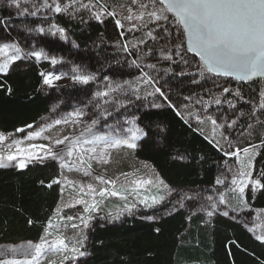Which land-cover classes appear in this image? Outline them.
I'll return each instance as SVG.
<instances>
[{
    "label": "snow or ice",
    "instance_id": "obj_1",
    "mask_svg": "<svg viewBox=\"0 0 264 264\" xmlns=\"http://www.w3.org/2000/svg\"><path fill=\"white\" fill-rule=\"evenodd\" d=\"M9 7L18 10V14L36 16L41 9H48L54 14H66L69 18H75V15L81 9L86 10L93 19L99 23H103L104 19L112 18L119 35L123 39L125 31L128 33L140 32L145 38L134 37L136 43L122 44L121 50L127 51L128 48L135 49L137 59L132 64L142 73L140 77L144 83H155L156 77L144 72L141 64L137 61L152 54V48H148L146 52L140 51L137 45L147 47L148 39L157 41L158 38L167 39L171 43L172 51L163 56V59L173 60V56L179 57V63L190 65V60L186 57V53L191 52L200 59L197 62L196 73L201 77L207 73H214L217 76L233 77L237 81L247 82L254 77L264 76V0H42L36 3L32 0V11L27 7L22 8L20 0H9ZM7 24L6 19H0V26ZM28 31H37L44 33L45 31L56 35H60L61 39H67L65 29L56 24H52L47 30L43 27L28 29ZM12 48L14 54L7 56V50ZM0 52L5 53L6 59L0 62V74H7L11 64L20 59H29L34 57L36 60L41 58L49 61L55 67L59 61L56 57L46 55L43 50H32L24 52L16 44H3L0 46ZM131 54V53H129ZM145 67L157 69L155 64H148ZM158 71V69H157ZM166 72L171 68L165 69ZM181 72L180 75H184ZM42 84L49 88H56L60 85L57 83L66 76L74 84L86 86L96 80L93 74H85L74 68L72 75L59 72H41ZM195 79L193 83H197ZM128 85V87H125ZM0 87L4 85L0 84ZM218 87H222L218 85ZM107 90L97 91L95 93V103L93 107L98 109V113H93L95 118L85 117L89 113L84 109H74L66 116L55 119L52 123L40 127L39 130H33L25 136L26 140H35L41 137L43 133L57 125L77 126L84 124L83 130L77 132L73 127L69 134L50 139L47 144H30L27 147H21L23 141L12 139L11 133L5 135L0 132V144L9 142L6 151H0V168L9 166L20 169L26 168L28 164H44L46 161H55L60 169H67L69 172H82L85 177L92 175L91 169L93 162L100 164H108L111 155L110 150L126 147L135 150L138 145L137 141L147 133L143 132L138 126H135L134 120H119L111 126L110 131L102 132L97 129L101 120H107L113 116L115 112H119L121 108L135 99H140L136 94L138 88L132 87L131 82L125 81L124 84H116L114 87L109 84ZM8 92L11 89L8 88ZM112 92H119L127 96L126 101L119 98L113 99L110 95ZM155 93H159L168 106L176 110L177 115L181 112L177 105L168 100V95L161 90V87L155 88ZM230 93L235 97L236 103L226 99L230 108L236 109V104L244 101L239 89L231 92L228 87H222V94ZM154 93H148L153 95ZM184 99L190 100V97ZM214 104L222 103L219 97L213 101ZM196 103L204 104L206 111L208 105L200 97ZM110 106L112 110H109ZM159 107L160 105H154ZM87 107V106H85ZM199 123L205 120L209 121L213 126V132L223 128L220 133L223 143L213 140L214 146L221 152L224 157H235V164L238 167H227L225 173H221L215 180V184L211 189L210 195L204 197L209 203L207 208L201 206V211L211 217L214 214L229 216V200H238L241 205V211L249 207L247 192L264 191V169L257 170L255 167V157L259 154L261 148H264V137L261 138L260 144L249 143L247 147H241L237 140L244 135L245 131L253 130L257 124L264 126V93H262L261 103L253 106L250 115L247 117L249 122L241 125L238 119L226 120L222 124H218L217 120L211 115H204L203 119L197 118ZM187 123V121H185ZM25 128L31 129L32 125H26ZM25 128H17L15 131L23 133ZM243 129V130H240ZM251 135L252 133L249 132ZM225 145L227 147H225ZM15 146V151L12 147ZM228 161L225 160L227 165ZM127 176V173H123ZM229 176L231 177L229 179ZM62 179L58 178L52 183L62 186H70L72 189H78L77 195L72 197L74 203H58L54 209V215L57 222L54 224L52 217H48V224L45 227V235L40 238L39 243H29L28 248L24 252L23 260L3 259L0 264H41L50 254L59 257L58 264H79L81 258L86 257L89 253L86 250L85 241L87 236L84 230L90 228V222L96 218L94 213L100 210L101 203L109 196H120L121 199L127 200V195H123L116 190V180L106 179L103 176H95L94 179L101 185L97 188L94 184H77L64 176L61 172ZM118 179V178H117ZM43 183V181H41ZM52 183L48 187H52ZM131 191L138 193L140 186H156L160 190H166L164 195L159 197L153 196L140 200V203L148 207L161 203L168 197L176 194V204L183 208L185 201H195L197 196H190L186 192H177L171 188L162 178L132 180ZM111 186V187H109ZM219 186V187H218ZM127 191V189L125 190ZM203 191V190H201ZM199 195V194H198ZM151 200V204L148 200ZM79 206V207H78ZM126 208L130 206L125 205ZM75 209L74 214H69V210ZM236 211V209H232ZM264 214V210H261ZM153 219V217H148ZM235 219V217H233ZM28 223L31 225L32 220ZM52 229L56 233L54 239L49 240L47 237L52 235L49 231ZM71 231L72 236L69 237L66 232ZM159 231V229H157ZM257 241L264 243V233L257 234L256 227H249ZM12 251H15L14 249ZM48 264H57L56 260H49Z\"/></svg>",
    "mask_w": 264,
    "mask_h": 264
},
{
    "label": "trees",
    "instance_id": "obj_2",
    "mask_svg": "<svg viewBox=\"0 0 264 264\" xmlns=\"http://www.w3.org/2000/svg\"><path fill=\"white\" fill-rule=\"evenodd\" d=\"M53 19L66 30L74 44V47L66 45V49L76 66L89 71L100 69V75L115 73L136 82L132 87L138 88L136 94L140 99L133 97V102L119 111L133 116L147 133L139 141L135 156L150 163L172 188L201 189L213 185L225 160L233 158L224 157L223 152L210 143V136L191 119L183 104V96L194 86L191 71L196 69L198 60L186 53L190 60V65H185L187 73L180 75L177 63L170 67L165 63L160 71L162 81L144 83L140 79L142 74H131L129 58L133 59L136 54L132 50L121 51L119 32L124 29H117L112 18L99 23L81 9L75 18L61 13L55 14ZM35 34L28 31L26 37L34 39ZM19 36L23 38L22 34ZM166 43L171 45L169 40ZM168 45L162 44L160 52L167 50ZM48 68L46 62L33 57L22 58L10 65L7 74H0V84L4 85L0 87L1 132H16L17 128L38 122L49 112L51 101L69 102L73 101L71 98L79 96L81 99L84 95L86 102L93 95L90 85L57 87L45 93L40 73ZM169 68L171 71L166 72ZM149 74L155 73L149 69ZM209 75L212 79L229 81L235 86L233 92L239 89L246 99L256 95L259 81L240 84ZM203 82L206 84L207 80ZM157 86L166 88L170 94L168 100L178 106L181 115L155 93ZM194 93L197 92L193 90ZM226 96L235 99L230 93ZM112 98L126 101L128 97L116 92ZM257 125L258 129L252 132L255 138L241 147L260 144L264 126ZM254 163L257 170L264 169V148L260 149ZM57 171L55 161L30 163L23 169L0 168V244L37 242L42 237L60 195V185L52 183L57 179ZM247 199L250 207L264 210V191L248 193ZM109 218L97 221L86 235L89 255L81 258L79 264H264V243L257 241L241 223L222 215L205 218L193 210L177 208L159 213L151 220L133 215L117 221ZM29 220L33 221L31 225Z\"/></svg>",
    "mask_w": 264,
    "mask_h": 264
},
{
    "label": "rangeland",
    "instance_id": "obj_3",
    "mask_svg": "<svg viewBox=\"0 0 264 264\" xmlns=\"http://www.w3.org/2000/svg\"><path fill=\"white\" fill-rule=\"evenodd\" d=\"M36 3H41L42 0H35ZM22 8L27 7L29 11H32L31 4L32 0H20ZM9 0H0V19H6L7 24L4 26H0V46L3 44H16L18 47H20L24 52H29L32 50L40 51L43 50V52L52 57H56L60 63H58L55 67H53L49 61H46L44 59H40L38 61L46 62L49 65V68L43 72H59V73H67L68 76L72 75V69L76 68L79 71L84 72L85 74H93L96 76V80L91 82L89 85L91 87V92H93L92 96L87 98V103L83 101V98H85L84 95L81 96V99L78 97L71 98L73 101L69 102H52L50 104L49 112L45 114L43 117L39 119L38 122L34 123L32 126L33 128L28 129L25 128V131L23 133L19 132H7L4 133L5 135H8L9 133L13 134L12 139H18L23 141L21 147H27L30 144H47L50 142V139H55L62 134H69L73 127L76 128V131L79 132L83 130L84 124H80L77 126H71V125H57L53 128L47 129L41 137L36 138L35 140H26L25 136L27 133L33 131V130H39L40 127L45 126L46 124L52 123L55 119H60L64 116H66L69 112H72L74 109H84L89 113L88 117H85V120H88L89 117L95 118L93 113H98V109H95L93 107L95 103V93L97 91H105L107 90L106 86L111 84L113 87L116 84H124L125 81L131 82V85L136 84V82L129 77L121 78L118 77L115 73L111 74V72H107L106 74L100 75L101 71L99 70H86L80 66H76L75 62L73 60V57L71 56V53L69 50L66 49V45H70L71 47H74L73 42L67 37V39H61L60 35L57 33L56 35H52L51 33L45 31L44 33H40L37 31H34L35 37L34 39L31 37V39H27L26 34L28 33V29H35L37 27H43L46 30L52 25L57 23L54 21V13H51L48 11V9H41L40 12L37 13L36 16L28 15L27 13L21 15L18 14V10L14 7H9ZM5 15V16H1ZM24 17L26 20H24ZM124 31V30H121ZM22 34L23 38L19 35ZM137 35V36H136ZM120 37V35H119ZM134 37H140L145 38L142 33L136 32V33H125V36L122 40V44L129 43L131 41L132 43H136V40ZM163 41V42H162ZM167 39L158 38L157 41H153L151 39H148L147 47L143 45H137V47L140 49L141 53L146 52L148 48H152V54L145 57V59L141 61H137L141 64V67L143 68L144 72L149 73L148 67H145V65L148 64H155L159 66V69H152V71L155 74H150L153 77H156V74H158V78H156V81H162V75L160 74L161 69H164V64L166 63L167 67H170L172 61L163 59V56L166 54H169L172 51L171 45H168L166 42ZM109 49L111 48L109 41H107ZM162 44H166L169 46V48L163 52H160L162 50ZM128 50H132L136 57H133V59L129 58V61L131 63V74L134 75V73H137V75L142 74L139 69L135 65L132 64L133 60L137 59V52L135 49L131 48V46L128 48ZM127 50V51H128ZM123 51V50H121ZM131 55L133 54L130 52ZM14 52L12 48L10 47L7 50V56L13 55ZM6 55L3 52H0V62H3L6 59ZM34 58V57H33ZM173 60L177 61L176 67H180L179 73L184 72L187 73L185 64L179 63V57L173 56ZM114 72V71H113ZM193 74V81L194 79L198 81L197 83H194L192 89H190L188 92H191V94L194 92V94L186 93L185 97H190V100L183 99L185 101L183 104L185 106V109L191 119L195 121L197 125H199L205 133L210 136V138L213 140V137L216 141H219L220 143H223V138L221 137L220 133L224 131L223 128L217 129L215 132H213V126L211 123L207 120H205L203 123L198 122V117L200 119H203L204 115H211L214 119L217 120L218 124L224 123L226 120H232V119H238L239 124L243 125L247 122V117L250 115L251 109L253 106H257L261 103L262 99V93H264V78L258 80V88L256 91V95L254 98H244V101H250L251 103H245L243 101L236 104V109H232L229 107V105L224 102L226 99L232 100L234 103H236V99L229 98L226 96V93L222 94V87H228L231 92H233V88L235 86L231 85L229 81L224 80H218V79H212V77L206 72L203 77H201L196 73V69L191 71ZM138 77V76H137ZM220 78V77H219ZM203 79V80H202ZM204 79L207 80V83L204 84ZM60 86H74L78 84H74L68 77L66 76L61 81L57 82ZM218 85L222 87H218ZM128 85H125L127 87ZM58 87V88H59ZM161 87V90L164 91L167 94L166 88L164 86H157ZM57 88V87H56ZM50 89L47 86L43 85V90L45 93H48ZM198 90V91H197ZM116 92L110 93L111 97ZM159 94V93H157ZM170 96V94H167ZM203 97V101L208 105L206 111L204 110V104L196 103V101ZM219 97L222 101L220 105L214 104L212 101ZM87 106V107H85ZM110 107V106H106ZM111 108V107H110ZM112 109V108H111ZM110 109V111H111ZM124 119L134 120L135 126H140L137 124L135 118L130 115H126L125 112H118L117 114H114L113 116L108 117V119L101 120L100 125H97V129H99L102 132H108L111 129V126L116 123L117 120L120 122H123ZM258 125L255 126L253 130L245 131L244 135L239 138V140L236 141L239 145H243L245 142L251 141V139L255 138L253 136L254 132ZM141 129V128H140ZM243 130V129H240ZM1 132V131H0ZM249 132L252 134L250 135ZM50 138V139H49ZM141 140V139H140ZM137 141V145L139 141ZM9 142L6 141L3 144H0V151H6L8 149ZM256 144V143H255ZM257 145V144H256ZM225 147H227L225 145ZM137 149V148H136ZM135 149V150H136ZM135 150L128 149L126 147L117 148L110 150L111 155L109 157V163L108 164H100L93 162L92 164V175L89 177H85L82 172L78 171H71L69 172L67 169H60L57 162L56 165L58 167L57 171V179L61 177V172H63L64 176H67V178L71 181H75L77 184H88L92 183L97 188H99L101 185L98 181L94 179L95 176H103L106 179H115L116 180V190L120 191L123 195H127V200L121 199L120 196H109L107 197L100 205V210L97 213H94L96 218L90 222V228L84 230V234L88 235L90 229L94 224L105 219L106 216H109V220L117 221L118 219L122 218L123 216L133 215V216H140L142 218H148L153 217L156 218V215L159 213H165L168 211H172L177 208H181L176 204V194L174 193L173 196L168 197L164 201H162L159 204H156L154 206L148 207L145 204L140 203V200L144 198H150L153 196L159 197L161 195L165 194L166 190H160L156 186H140L138 188V193H134L131 191V188L133 187L131 185V181L137 178L142 179H148V178H155L156 176H159L157 172L155 171L154 167L145 161H140L135 156ZM12 151H15V146L12 147ZM232 160H229L227 165L225 164L221 169L220 172L217 174V177L221 175V173H225L227 167H233L236 168L238 165L235 164V157ZM7 168H17L9 166ZM123 173H127L128 175L125 176ZM216 177V178H217ZM118 178V179H117ZM231 177L229 176V179ZM215 184V182H214ZM213 184V185H214ZM211 185L207 188H201V189H188V188H173L176 189L177 192H186L190 196H197L198 198L195 201H185V207L181 209H189L193 210L195 212L203 214L205 218H210L206 211H201V206L207 208L208 201L204 199L207 195L212 194L211 189L213 187ZM111 187V186H109ZM219 187V186H218ZM172 188V187H171ZM127 189V191H125ZM203 190V191H201ZM78 189H72L70 186H63V196L62 193V186L60 185V195L58 199V203H74V199L72 197H75L77 195ZM252 193V192H247ZM199 194V195H198ZM57 203V204H58ZM148 203L151 204V200H148ZM125 205L130 206L129 208H126ZM229 216L227 218L235 217L234 220L241 223L246 230H248L249 227H256L257 234L264 233V214L261 213L262 209H256L252 207H247L243 211H241V205L238 200H229ZM79 207V206H78ZM232 209H236V211H232ZM75 209L69 210V214H74ZM220 215V214H214ZM212 217V216H211ZM53 223L55 224L57 222V217L54 215L52 218ZM48 222L46 223V225ZM45 225V227H46ZM50 232H52L51 236H48L47 238L49 240L54 239L56 237V233L49 229ZM253 237L255 238L254 234L250 232ZM66 234L71 237L72 232L67 231ZM45 235V229L42 236ZM31 241H23L20 243L15 244H0V260L3 259H17V260H23L25 258L24 252L28 248L29 243ZM40 239L37 242H31L32 244L39 243ZM86 245V243H85ZM15 251H12V250ZM49 260H56L58 264L59 257L54 254H50L46 259H44L41 264H48Z\"/></svg>",
    "mask_w": 264,
    "mask_h": 264
},
{
    "label": "water",
    "instance_id": "obj_4",
    "mask_svg": "<svg viewBox=\"0 0 264 264\" xmlns=\"http://www.w3.org/2000/svg\"><path fill=\"white\" fill-rule=\"evenodd\" d=\"M190 55H192L193 57H195L198 61H199V57L198 56H194V54L193 53H191V52H188ZM209 74H211V75H213V76H215V77H220V78H226V79H232V80H234V81H236V82H238V83H240V84H250V83H253V82H256V81H258V80H260V79H263L264 78V76H257V77H254V78H252L251 80H249V81H247V82H243V81H237L235 78H233V77H225L224 75H219V76H217L216 74H214V73H209Z\"/></svg>",
    "mask_w": 264,
    "mask_h": 264
}]
</instances>
